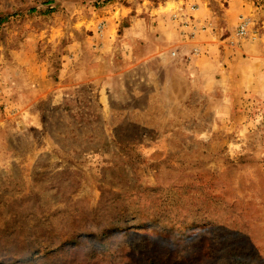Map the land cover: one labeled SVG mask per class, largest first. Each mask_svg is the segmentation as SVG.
Segmentation results:
<instances>
[{
    "label": "rangeland",
    "instance_id": "obj_1",
    "mask_svg": "<svg viewBox=\"0 0 264 264\" xmlns=\"http://www.w3.org/2000/svg\"><path fill=\"white\" fill-rule=\"evenodd\" d=\"M0 264H264V0H0Z\"/></svg>",
    "mask_w": 264,
    "mask_h": 264
},
{
    "label": "crops",
    "instance_id": "obj_2",
    "mask_svg": "<svg viewBox=\"0 0 264 264\" xmlns=\"http://www.w3.org/2000/svg\"><path fill=\"white\" fill-rule=\"evenodd\" d=\"M149 40V36H146V35H144L143 36V41H148ZM142 41V40H141ZM146 46V45H145ZM144 46V47H145ZM147 48V47H146ZM82 51H80V52H78L77 53V57H78V59H79V63H80V65L83 63V59H82ZM94 59H95V55H94ZM92 62V61H91ZM84 69L82 70H79V73L77 74V75H75V82H77V83H80L81 81H83V82H85V81H89V82H99V80H98V77H97V74H98V72L96 71V72H92L93 71V69H96L97 70V68H94L93 66L91 67V71L90 70H88V68L87 67H85V66H82ZM91 72V73H90Z\"/></svg>",
    "mask_w": 264,
    "mask_h": 264
},
{
    "label": "built area",
    "instance_id": "obj_3",
    "mask_svg": "<svg viewBox=\"0 0 264 264\" xmlns=\"http://www.w3.org/2000/svg\"><path fill=\"white\" fill-rule=\"evenodd\" d=\"M247 28H248V21L246 19H242V21L238 26V32H237L238 37L244 38V36H246L248 32ZM102 29L103 26H99V31H102Z\"/></svg>",
    "mask_w": 264,
    "mask_h": 264
}]
</instances>
